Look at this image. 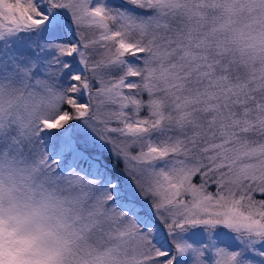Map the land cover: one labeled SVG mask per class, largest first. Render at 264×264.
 I'll return each instance as SVG.
<instances>
[{
  "label": "snow or ice",
  "instance_id": "obj_1",
  "mask_svg": "<svg viewBox=\"0 0 264 264\" xmlns=\"http://www.w3.org/2000/svg\"><path fill=\"white\" fill-rule=\"evenodd\" d=\"M0 264H264V0H0Z\"/></svg>",
  "mask_w": 264,
  "mask_h": 264
},
{
  "label": "trees",
  "instance_id": "obj_2",
  "mask_svg": "<svg viewBox=\"0 0 264 264\" xmlns=\"http://www.w3.org/2000/svg\"><path fill=\"white\" fill-rule=\"evenodd\" d=\"M118 167H119V165H118Z\"/></svg>",
  "mask_w": 264,
  "mask_h": 264
}]
</instances>
